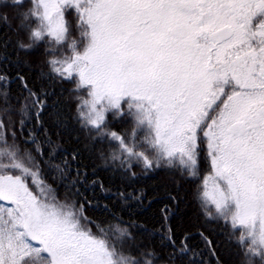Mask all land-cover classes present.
<instances>
[{"label": "snow or ice", "instance_id": "obj_1", "mask_svg": "<svg viewBox=\"0 0 264 264\" xmlns=\"http://www.w3.org/2000/svg\"><path fill=\"white\" fill-rule=\"evenodd\" d=\"M0 20L18 49H43L44 78L73 85L80 127L131 176L138 163L196 177L203 154L205 219L228 229L236 264H264V0H0ZM47 99L0 72V264H203L187 235L162 237L170 251L157 255L58 198L35 135L17 137L32 122L46 135Z\"/></svg>", "mask_w": 264, "mask_h": 264}, {"label": "trees", "instance_id": "obj_2", "mask_svg": "<svg viewBox=\"0 0 264 264\" xmlns=\"http://www.w3.org/2000/svg\"><path fill=\"white\" fill-rule=\"evenodd\" d=\"M16 40L12 28L0 20V45H7L0 47V72L14 76L19 70L33 90L40 88L48 93L41 118L46 135L32 122L23 131L18 130L17 137L24 141L30 140L26 133L35 135L47 153L41 161V177L55 189L58 198L83 205L84 214L95 225L126 227L141 250L167 254L170 249L162 237L171 235L179 246L187 235L189 243L197 246L194 251L198 261L217 264L199 235L204 232L214 242L220 264H236L228 229L222 223L208 222L202 212L203 181L212 173L203 154L196 177L164 167L144 170L138 163L132 168L135 176H131L119 160L111 158L112 146L99 142L94 134L80 127L75 118L73 85L44 78L48 69L43 62V49L24 52L17 48ZM22 91L20 82L15 81L13 95L20 96ZM11 119L17 121L19 117L13 115ZM110 130L125 134L131 125L114 121ZM169 227L171 233L166 231Z\"/></svg>", "mask_w": 264, "mask_h": 264}]
</instances>
